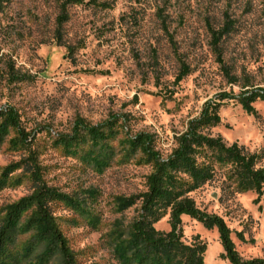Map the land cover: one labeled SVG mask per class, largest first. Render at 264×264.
<instances>
[{"label": "rangeland", "instance_id": "1", "mask_svg": "<svg viewBox=\"0 0 264 264\" xmlns=\"http://www.w3.org/2000/svg\"><path fill=\"white\" fill-rule=\"evenodd\" d=\"M243 86L264 87V0H0V113L15 112L34 137L14 150V131L0 127V224L34 188L23 165L32 156L45 185L73 201L50 206L73 264H123L139 205L120 201L143 193L151 173L139 153L126 151V140L145 133L165 159L206 102ZM253 107L256 116H248L226 101L220 124L203 133L237 144L263 168L264 103ZM77 120L112 122L113 135L92 154L88 141L68 153L56 143ZM89 155L103 166L87 163ZM228 171L216 167L190 198L223 219L242 259L264 258V186L240 191ZM153 228L167 233L168 215ZM181 230L184 246L204 245V264H229L216 230L188 217ZM34 236L15 233L8 264H63L57 249L43 261L47 243Z\"/></svg>", "mask_w": 264, "mask_h": 264}, {"label": "trees", "instance_id": "2", "mask_svg": "<svg viewBox=\"0 0 264 264\" xmlns=\"http://www.w3.org/2000/svg\"><path fill=\"white\" fill-rule=\"evenodd\" d=\"M93 0H68V3L80 5ZM182 77L179 76L178 79ZM235 80L230 84L235 85ZM235 101L248 116H256L253 107L256 102L264 103V87L248 88L243 86L237 95L220 93L213 101L206 102L198 117L189 121L182 134L176 138V147L167 158L155 151L152 137L145 133L135 135L124 143L126 151L139 153L151 166L146 177V190L136 196L120 201V206L129 208L139 205V214L131 223L127 240V254L120 257L123 264H204L205 247L202 244L184 246L181 242V218L199 223L206 230H216L222 248L221 258L229 264H264V258L244 260L235 250L231 232L223 219L199 210L190 193L214 179L216 167L227 168L228 180H232L240 191L260 193L264 186V167L256 168V157L243 154L237 144L226 146L220 137L211 138L203 132L220 124L219 109L226 101ZM0 127L4 131L11 129L15 136L9 140L14 150H22L33 142L32 135L21 128L18 117L12 110L0 113ZM113 123L88 126L77 120L72 134L60 138L56 143L70 153L72 148L89 142L92 149L102 147L113 135ZM87 163L97 167L103 161L89 155ZM24 168L28 172L34 188L29 196L5 210L0 224V264H8L12 255L6 250L15 233L23 230L35 231L38 242L47 243L48 249L42 254L43 261L58 250L63 264H73L67 241L61 234L50 206L53 203L71 205L73 201L49 188L41 179L40 168L34 158L29 156ZM17 167V166H15ZM168 215L169 231L158 232L153 228L161 217ZM25 216L23 225L19 226ZM129 247V248H127ZM46 258V259H44Z\"/></svg>", "mask_w": 264, "mask_h": 264}]
</instances>
